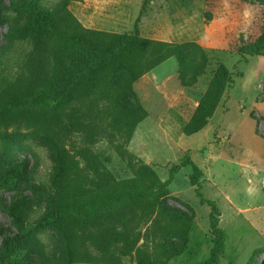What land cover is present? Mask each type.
I'll return each mask as SVG.
<instances>
[{"label": "rangeland", "instance_id": "374dc122", "mask_svg": "<svg viewBox=\"0 0 264 264\" xmlns=\"http://www.w3.org/2000/svg\"><path fill=\"white\" fill-rule=\"evenodd\" d=\"M36 10L71 13L68 37L148 42L147 68L129 88L86 73L66 34L35 31ZM263 35L264 0H0V264L206 263L216 239L192 167L163 187L187 156L220 212L217 264H264V51L242 54ZM214 81L219 107L187 136ZM64 198L74 208L48 227Z\"/></svg>", "mask_w": 264, "mask_h": 264}, {"label": "trees", "instance_id": "16d2710c", "mask_svg": "<svg viewBox=\"0 0 264 264\" xmlns=\"http://www.w3.org/2000/svg\"><path fill=\"white\" fill-rule=\"evenodd\" d=\"M63 12H44L36 10L34 14V29L39 33L47 34H59L68 37L69 34H79L82 31V25L78 20L71 14H61ZM50 38L53 35H48ZM148 42L143 41L138 38H132L128 36L120 37L119 41L112 46L109 44L102 43H90L80 37L70 36L66 39L67 46L71 51L79 55L84 62V69L86 73L91 75H96L97 72L108 70L110 73L115 72L113 81L114 83L118 82L116 78L120 74L128 75L127 84L125 87L129 88L131 84L137 80L138 76L141 75L142 69L144 67L143 58L141 56V51ZM264 51V35L261 40L255 42V44L248 48L243 49L242 54L249 56H258ZM149 66V65H148ZM224 73H228L227 69L224 70ZM221 76V72L219 73ZM213 82L211 90L216 88V97L213 99L211 93L207 94V97L203 104L201 105L197 115L191 123L187 126L185 134L187 136H192L197 134L202 130V127L207 125L206 118L210 119L215 115L219 104L224 96L223 89L224 83ZM119 84V83H117ZM132 94L127 92L123 95L125 102L129 103L128 98ZM130 107L133 106L131 103ZM191 166L192 174L190 177L191 184L196 188V196L203 205H207L210 212V223H211V232L216 239L215 249L212 251V256L209 261L204 264H217L218 258L223 254L224 246L222 239V231L219 228V209L215 202L208 200L202 193V184L199 179L203 177V172L193 164L190 157H185L182 163L179 166H176L172 169L171 178L163 187L170 186L174 180V175L179 172L180 169ZM161 182V181H160ZM153 194V193H152ZM141 195L145 197H150V193L147 190H143ZM74 208V203L68 199L64 198L58 206H55L48 210L44 217V223L48 227H56L66 216L69 215L71 210Z\"/></svg>", "mask_w": 264, "mask_h": 264}, {"label": "crops", "instance_id": "0c3cea01", "mask_svg": "<svg viewBox=\"0 0 264 264\" xmlns=\"http://www.w3.org/2000/svg\"><path fill=\"white\" fill-rule=\"evenodd\" d=\"M255 106H256L257 108H259L261 111L264 112V100H263L260 104H255ZM256 113H257V112H256ZM258 116H259V117H263V116L259 115V113H258ZM210 122H211V121H210ZM209 125H210V124H209ZM206 130H208V129H206ZM203 131H204V130H203ZM201 132H202V131H201ZM234 133H235V135L237 136V135L239 134V130L235 129V130H234ZM236 147H237V138H235V140H234V148H236ZM251 152L254 153V150H251ZM234 153H236V150H235ZM256 155L258 156V154H256ZM192 161H194V162L197 163L196 159H194V158H192ZM197 164L199 165L201 171H202V172H205V171H204V167H203L201 164H199V163H197ZM184 169H185V168H184ZM184 169H183V171H184ZM185 170H186V169H185ZM263 174H264V171H263ZM188 176H189V173H188ZM176 182H177V181H175L174 184H176Z\"/></svg>", "mask_w": 264, "mask_h": 264}, {"label": "clouds", "instance_id": "9594fccd", "mask_svg": "<svg viewBox=\"0 0 264 264\" xmlns=\"http://www.w3.org/2000/svg\"><path fill=\"white\" fill-rule=\"evenodd\" d=\"M244 15H245V17L247 18L248 16H250V13L247 12V11H245Z\"/></svg>", "mask_w": 264, "mask_h": 264}]
</instances>
